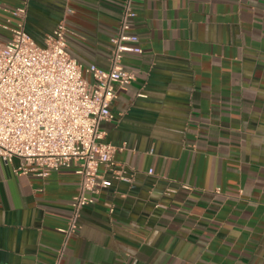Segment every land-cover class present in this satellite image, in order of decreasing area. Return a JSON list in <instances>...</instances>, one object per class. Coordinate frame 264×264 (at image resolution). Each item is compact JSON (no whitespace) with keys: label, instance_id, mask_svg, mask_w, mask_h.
I'll return each mask as SVG.
<instances>
[{"label":"crops","instance_id":"1","mask_svg":"<svg viewBox=\"0 0 264 264\" xmlns=\"http://www.w3.org/2000/svg\"><path fill=\"white\" fill-rule=\"evenodd\" d=\"M123 2L0 0V40L21 21L44 46L63 21L92 81ZM132 2L142 53L123 56L134 80L99 125L121 178L99 167L111 184L66 237L74 169L40 178L0 159V264H56L62 249L58 264H264V0Z\"/></svg>","mask_w":264,"mask_h":264},{"label":"built area","instance_id":"2","mask_svg":"<svg viewBox=\"0 0 264 264\" xmlns=\"http://www.w3.org/2000/svg\"><path fill=\"white\" fill-rule=\"evenodd\" d=\"M132 1L124 0L117 32L110 38L109 68L90 65L85 70L92 81L67 52L63 21L46 36L43 47L25 33L21 21L12 29L3 26L11 37L0 42V159L8 164L17 158L15 174L40 178L62 168L74 169L78 192L71 201L67 228L62 230L66 237L76 231L81 209L93 205V196L111 184L99 174V167L121 178L114 170L115 147L101 142L99 125L112 118L114 86L124 89L134 80L122 65L123 56L142 53L137 35L130 32L136 17ZM13 14L23 18L24 7Z\"/></svg>","mask_w":264,"mask_h":264},{"label":"rangeland","instance_id":"3","mask_svg":"<svg viewBox=\"0 0 264 264\" xmlns=\"http://www.w3.org/2000/svg\"><path fill=\"white\" fill-rule=\"evenodd\" d=\"M1 43H3V41L0 40ZM39 46V45H38ZM41 47H43V44L40 45Z\"/></svg>","mask_w":264,"mask_h":264}]
</instances>
